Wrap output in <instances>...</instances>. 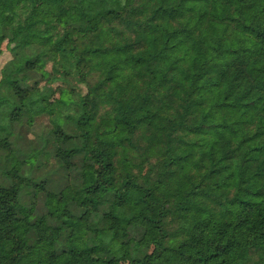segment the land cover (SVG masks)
Instances as JSON below:
<instances>
[{
    "label": "trees",
    "instance_id": "1",
    "mask_svg": "<svg viewBox=\"0 0 264 264\" xmlns=\"http://www.w3.org/2000/svg\"><path fill=\"white\" fill-rule=\"evenodd\" d=\"M0 38V152L52 123L0 154V264H264V0H0Z\"/></svg>",
    "mask_w": 264,
    "mask_h": 264
},
{
    "label": "rangeland",
    "instance_id": "2",
    "mask_svg": "<svg viewBox=\"0 0 264 264\" xmlns=\"http://www.w3.org/2000/svg\"><path fill=\"white\" fill-rule=\"evenodd\" d=\"M65 13V7L63 6H55L50 10V15L54 17L62 16ZM11 59V54L8 51L7 42L5 39L0 38V79H1V70ZM45 69L51 72V76L49 80L46 82L43 79L40 82V87L47 86L53 89V92L50 96V100L46 103L48 107L54 104L59 96L61 90L64 88L63 84L58 81L60 72L59 71H51V64H47ZM81 88V87H80ZM19 130L17 132L20 134L21 139L17 140L15 145L8 147L6 150H1V165L6 163V159H13V163L15 161H23L27 160L30 155L35 153V150L38 147V140L42 134H45L52 128L51 117L49 115H42L37 117L32 125H27L26 123H22L19 125ZM13 139V138H12ZM10 139V140H12ZM19 149L21 150V156H18ZM14 151V153L12 152ZM33 165L25 166V172L29 173V176L32 179H38L40 177L48 178L47 187H58L64 188L67 190L72 189V173L70 170H65L60 168L56 162L52 159L51 156L41 155L37 158H34L32 161ZM23 172V171H21ZM32 189V188H31ZM38 191V190H37ZM32 193V192H31ZM41 193L36 197V201L38 205H41ZM111 264H128L126 260L115 261Z\"/></svg>",
    "mask_w": 264,
    "mask_h": 264
}]
</instances>
